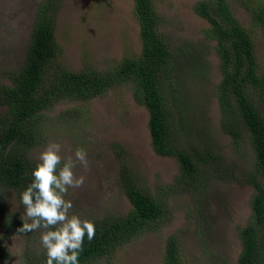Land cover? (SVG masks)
Returning <instances> with one entry per match:
<instances>
[{"label":"rangeland","instance_id":"1","mask_svg":"<svg viewBox=\"0 0 264 264\" xmlns=\"http://www.w3.org/2000/svg\"><path fill=\"white\" fill-rule=\"evenodd\" d=\"M46 0H0V87L10 85L7 75L26 61L28 45L37 19V10ZM206 0H154L160 16V33L172 51L191 53L194 64L182 65L163 86L177 128L173 144L186 141L202 155L205 150L218 156V162L201 167L196 189L184 191L180 185L168 195V213L153 230L124 244L111 261L99 264H165L167 241L179 242L184 264H238L243 246L240 231L253 221L255 188L248 180L257 176L256 157L249 137L236 147L224 132L218 101L223 78L217 43L207 39L210 23L195 11ZM234 16L250 34L255 56L264 73V26L256 22L264 0H228ZM54 9L55 38L59 57L46 74V85L57 69L69 72L115 71L126 58L142 52L140 26L135 0H60ZM188 61L184 60V63ZM258 102L257 98L254 99ZM77 110V112H76ZM183 112L185 128L180 126ZM0 106V115L6 113ZM69 111L72 117L65 118ZM44 140L22 150L37 163L40 152L50 142L62 145L61 155H73L77 147L87 151L89 167L77 163L75 174L84 183L69 189L65 199L72 201L71 213L94 222L125 218L133 206L125 193L122 175L127 170L138 187L158 195L161 187L175 184L181 165L175 157L158 155L152 146L150 114L134 98L132 84L110 89L102 97L87 102H61L45 112ZM242 120L238 118V124ZM187 146V145H186ZM196 160V158L194 157ZM0 206L12 220L22 223L24 211L20 193L0 185ZM42 231V230H41ZM41 231L6 233L0 225V264H26L46 254Z\"/></svg>","mask_w":264,"mask_h":264},{"label":"trees","instance_id":"2","mask_svg":"<svg viewBox=\"0 0 264 264\" xmlns=\"http://www.w3.org/2000/svg\"><path fill=\"white\" fill-rule=\"evenodd\" d=\"M59 1L46 0L38 8L26 61L19 70L7 75L11 84L0 87V106L7 110L0 115V185L21 193L32 181L36 164L29 161L22 150L33 148L45 139L42 121L46 111L65 101H91L124 84L133 85L134 98L150 114L149 128L155 152L175 157L181 165V175L175 184L161 187L157 196L138 187L134 177L124 171L122 182L132 211L125 218L94 222L95 237L88 241L85 236L79 256V264H99L103 259L110 262L118 248L153 230L162 221L168 213L167 197L174 188L182 185L184 191H189L200 179L201 167L210 160L219 162L211 149H206L204 156L184 140L173 144L178 132L163 86L172 73L179 76L182 65L190 66L196 61L195 54L190 53L188 57L184 49L179 53L171 50L159 31L161 18L154 0H135L142 43L139 57L126 58L115 71L107 73L57 69L48 77L53 80L45 84L46 74L60 52L52 12L58 8ZM195 11L211 25L205 31L207 39L217 43L216 53L223 74L217 90L224 132L232 137L236 147L241 146L244 136L249 137L256 157V171L264 181V73H260L253 39L234 16L228 0L201 1L195 5ZM253 11L256 22L264 26V7ZM180 113L183 131L186 124L181 110ZM63 115L65 118L73 116L69 111ZM238 118L242 126L237 125ZM248 182L256 190L252 201L254 213L253 221L240 231L243 249L238 264H264V183L257 176H252ZM0 225L6 233L23 234L17 231L22 223L12 220L2 206ZM45 261L46 254L26 264H44ZM165 264H184L174 236L167 241Z\"/></svg>","mask_w":264,"mask_h":264},{"label":"clouds","instance_id":"3","mask_svg":"<svg viewBox=\"0 0 264 264\" xmlns=\"http://www.w3.org/2000/svg\"><path fill=\"white\" fill-rule=\"evenodd\" d=\"M62 145L50 142L40 152L32 181L20 193V233L41 231V246L46 252L44 264H79L85 236L95 237V225L86 218L71 213L72 201L65 199L69 189L83 185L84 176H77V163L89 167L87 151L77 147L73 155H61Z\"/></svg>","mask_w":264,"mask_h":264}]
</instances>
